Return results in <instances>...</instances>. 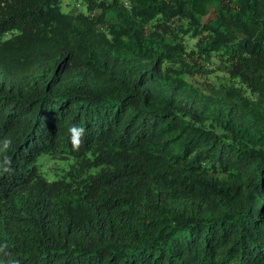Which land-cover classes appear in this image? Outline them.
I'll return each instance as SVG.
<instances>
[{
    "label": "trees",
    "instance_id": "16d2710c",
    "mask_svg": "<svg viewBox=\"0 0 264 264\" xmlns=\"http://www.w3.org/2000/svg\"><path fill=\"white\" fill-rule=\"evenodd\" d=\"M78 1L0 0V264H264V0Z\"/></svg>",
    "mask_w": 264,
    "mask_h": 264
},
{
    "label": "rangeland",
    "instance_id": "374dc122",
    "mask_svg": "<svg viewBox=\"0 0 264 264\" xmlns=\"http://www.w3.org/2000/svg\"><path fill=\"white\" fill-rule=\"evenodd\" d=\"M62 7L64 11H77L84 8L82 3L78 0H63ZM207 62L210 63V66L213 68L209 75L210 79L217 84V90H219L218 93L221 94L222 89L224 88L222 86H224V84L228 85L230 83L226 67L223 63L212 62L210 60V57L207 58ZM59 166H66V163L60 159H52L49 157L43 158L42 169L45 171L46 175L49 178L53 179L57 176L54 168Z\"/></svg>",
    "mask_w": 264,
    "mask_h": 264
},
{
    "label": "clouds",
    "instance_id": "9594fccd",
    "mask_svg": "<svg viewBox=\"0 0 264 264\" xmlns=\"http://www.w3.org/2000/svg\"><path fill=\"white\" fill-rule=\"evenodd\" d=\"M69 132L71 134L70 139H71V144L73 146V149L78 150L83 143V138L85 136V128L74 125L69 129ZM10 144H11V140L8 138H5L2 141L3 148L0 150L6 151L8 149V147L10 146ZM5 163H9V160H5ZM6 170L7 169H5V171ZM0 250H2V249H0Z\"/></svg>",
    "mask_w": 264,
    "mask_h": 264
}]
</instances>
